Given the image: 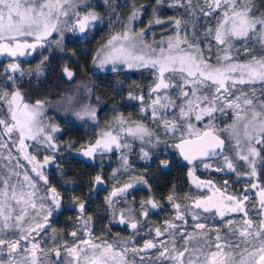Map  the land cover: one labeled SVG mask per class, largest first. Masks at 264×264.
Wrapping results in <instances>:
<instances>
[{
  "label": "snow or ice",
  "instance_id": "snow-or-ice-1",
  "mask_svg": "<svg viewBox=\"0 0 264 264\" xmlns=\"http://www.w3.org/2000/svg\"><path fill=\"white\" fill-rule=\"evenodd\" d=\"M161 2L157 0L158 4ZM203 2L204 7L199 9L203 16L214 15L218 10L220 13L215 29H205V48L200 46L194 31L189 32L182 27V23H188L187 20L182 22L176 18L169 20L174 25V35L153 47L144 39L143 30L136 32L131 27L139 16L134 8L121 29L96 52L93 64L100 69L111 65L114 72L120 71V66L128 70H151L155 77L154 86L149 89L147 108L142 106L140 110L153 121L155 127H163L166 136L178 137V142L172 146L184 160L189 164L199 160L207 169L212 167L208 160L223 156V162L214 171L255 179L258 175L257 158L264 169V13L257 15L254 12L253 0ZM192 4L193 0H174L169 7L187 9ZM103 22L104 18L94 10L91 0H0V57L12 61L4 69L6 83L0 86V149H7L6 156L0 153V161L12 159L9 142L18 145V151L33 165L31 171L46 186L47 178L39 169L48 164L50 158L46 156L44 164H39L36 157L27 152L29 145L26 141H34L36 146L46 144L53 152L58 151L53 134L59 129L51 123H44L46 101L38 100L30 104L14 87L15 74L19 73L21 77L25 74L20 67V58L46 47H59L66 32L86 35ZM111 23L110 20V26ZM155 23L163 21L157 18ZM209 38L216 43L215 53L208 43ZM253 40L260 45V54L248 55L253 49L245 47L246 59L241 61L235 42L247 44ZM213 55L215 63L210 62ZM64 72L68 79L74 75L67 68ZM9 87L14 90L8 91ZM172 96L178 97L179 103ZM128 98L141 102L145 100L142 94L129 93ZM72 102L73 98L69 97L68 103ZM172 109L176 111L170 113ZM225 109L232 110V123L218 129L212 121L217 113L227 115ZM177 113L179 120L168 119L169 114L175 116ZM76 115L96 120V110L91 107L83 108ZM205 117L208 122L204 130L192 123L193 118L203 121ZM5 136L7 141L3 139ZM153 140L157 145L161 143L159 135L147 125L125 118L121 113L116 117L115 125L102 131L94 143H90L80 154L93 158L97 153L103 155L114 150H130L132 142L139 141L142 158L148 160L152 157L143 145L151 146ZM226 140L235 153L234 158L224 155ZM121 159L127 171L130 167L127 154H122ZM234 159L245 162L249 170L238 172ZM161 164L167 167V161H161ZM17 167L21 171H17ZM189 175L197 188H209L212 194L185 206L189 209L187 213L181 211L180 204L172 203L173 196L170 195L168 200L177 210L174 219L180 223L165 221L163 231L155 228V242L145 240L142 247L136 246L131 238L120 245L108 240L95 242L88 230L82 238L72 231L73 242L68 246L67 240L49 224L52 212L61 203L57 190L47 186V191L39 194L36 181L18 160L16 165L5 163L0 169V264H133L136 257H139L140 264H144L140 253L151 249L158 250L156 260L159 264H264V186L259 183L249 185L259 198V220L254 221L249 217L247 194L225 196L211 181H199L191 171ZM94 182L102 184L103 179L97 175ZM146 183L139 178L114 187L111 197L123 196L135 184ZM224 183L227 185V181ZM108 203L112 204L113 200L109 198ZM78 207L83 213L84 204L80 203ZM147 207L155 209L158 205L151 199L142 201L141 208L145 210L140 215L145 218L148 216ZM203 213L217 214L222 220L226 214H242V223L237 225L234 220H227L223 225L227 231L222 237L219 229L209 228L202 222ZM186 215L195 222L194 232L186 230ZM120 223H128L133 230L138 229V222L125 221L123 212L120 213ZM82 224L85 229L89 228L87 220ZM49 233L52 247L46 250L41 246L42 234ZM165 235L170 244L158 239ZM128 244L133 246L128 247ZM129 253L133 255V261L129 260Z\"/></svg>",
  "mask_w": 264,
  "mask_h": 264
},
{
  "label": "trees",
  "instance_id": "trees-1",
  "mask_svg": "<svg viewBox=\"0 0 264 264\" xmlns=\"http://www.w3.org/2000/svg\"><path fill=\"white\" fill-rule=\"evenodd\" d=\"M94 10L99 13L104 22L97 28L86 34L85 37L66 36L60 42L59 47L53 46L38 50L32 61L37 62L42 70L37 77L18 81L15 88H18L25 97V101L34 104L36 101L53 98L63 92L69 85L77 81H91L93 96L91 103L97 106V122L95 125H75L62 119H56L55 124L59 127V133L54 137L58 146L55 154V165L46 170L47 186L54 187L60 194L61 203L58 209L54 210L49 219V224L55 226L62 224L70 229L78 226L84 216H89L93 229L99 230L106 236H123L129 234L126 228L113 223L114 216L105 207V202L100 195H104L111 187H119L129 180L143 178L147 183L140 184L137 188L121 197L118 205L132 204L135 210V217L139 223L135 235H142L145 232L152 235V229L158 226L162 217H167L169 213L174 212L170 209L168 197L173 196V202L188 205L190 199L196 196L195 189L191 186L187 177L189 166L178 156L175 148L172 146L178 137H166L160 129L155 127L154 123L143 117L139 113L132 114L128 105V95L142 94L145 100L148 99L149 89L153 87L155 77L151 70H120L108 71L105 73H92L93 58L96 52L106 41L123 26V22L134 10L139 12L136 30H143L144 39L156 47L161 40H166L169 36L174 35V25L169 23L170 19H181L182 22L187 20V24L182 23L189 32H195L200 46L205 48L204 34L206 28L215 29L219 10L216 14L203 16L199 9L204 7L203 0H193L191 8L169 7L170 0H164L157 3V0H91ZM254 12L259 15L264 13V0H253ZM194 14V15H193ZM163 21L161 24L155 23L156 19ZM112 21L111 26L109 21ZM183 35V33H182ZM189 39L193 37L190 35ZM208 43L216 52V43L209 38ZM236 50L240 53V60L246 59L244 54L245 47H251L253 51L248 55L260 54V45L255 41L242 44L236 41ZM42 53V54H41ZM222 55L223 53H219ZM46 57V59H44ZM211 63H215L213 55ZM0 61V69H2ZM65 67L74 69L75 77L72 81L67 82L62 76ZM14 90L13 87L10 91ZM260 92L258 90V96ZM136 102V101H135ZM137 103V102H136ZM135 105V104H134ZM125 118L143 122L154 133L158 134L161 140L159 148L147 147L151 159L143 160L139 155L138 142L130 154H127V163L130 166L125 171L121 159V150H114L111 153L103 155L97 153L92 160L88 161L74 154L75 151L84 149L90 143L98 138L100 132L107 130L115 122L119 114ZM227 143V141H226ZM257 147H260L257 145ZM228 143L225 152H228ZM43 152H39L42 158ZM264 155V151H262ZM20 160H24L20 157ZM161 161H167V167L161 164ZM197 162L196 164H198ZM113 173L117 175L114 177ZM214 173H212L213 175ZM35 179L38 180L42 191H47L44 181L38 179L32 172ZM100 175L107 185V190L102 191L97 188L94 178ZM214 176V175H213ZM259 183L264 186V169L259 167ZM153 200L158 204V211H149L145 218L140 215L141 203L146 200ZM84 204V212L81 213L78 205ZM138 207V208H137ZM116 209V204H115ZM165 215V216H163ZM171 216V215H170ZM148 225V226H147ZM220 227L219 231L224 237L227 229ZM59 227V226H58ZM147 227V228H145ZM96 232V231H95ZM134 232V231H133ZM39 239V237H38ZM151 239L148 236L144 240ZM42 247L47 246L42 241Z\"/></svg>",
  "mask_w": 264,
  "mask_h": 264
},
{
  "label": "rangeland",
  "instance_id": "rangeland-1",
  "mask_svg": "<svg viewBox=\"0 0 264 264\" xmlns=\"http://www.w3.org/2000/svg\"><path fill=\"white\" fill-rule=\"evenodd\" d=\"M164 1V0H162ZM174 2V0H170L169 5L172 4ZM186 2V0H185ZM136 20L133 21V24L131 25V27L136 31V32H140L139 30H136L135 25H136ZM121 29V28H120ZM119 29V30H120ZM117 30V31H119ZM116 31V32H117ZM115 32V33H116ZM79 36V37H85V34H79V33H70V32H66L65 36ZM101 48V47H100ZM99 48V49H100ZM38 52V51H37ZM36 53H33L31 56H25L20 58V67L21 69L24 70V76H19V73L15 74V82H14V87L17 85L18 81L20 80H26L32 77H37L41 74L42 70L39 69L38 65L40 64V60L38 59L37 62L32 61L35 57ZM223 55V54H222ZM95 57V56H94ZM0 61L2 62V69H0V86L4 85L6 83L5 81V75L6 73L4 72V69L7 67L8 63H11V59L7 58V57H0ZM112 66L109 65L107 68L104 69H100L99 67L95 66L94 64L92 65V73H105L108 71H112L111 70ZM121 70H128L126 68H124L123 66H120ZM9 84H11L12 82H7ZM87 86V87H85ZM154 86V85H153ZM257 87V95H258V90H259V85L256 86ZM10 88H8V91H10ZM90 89V90H89ZM174 91V90H173ZM93 96V88H92V84L91 81H77L71 85H69L63 92H61L59 95L53 97V98H48L46 100V111H45V120L44 123L45 124H49L51 123L52 125L56 126L58 129L59 127L55 124L56 119H62L64 121H68L72 124L75 125H95L97 122V106L96 104H92L91 103V98ZM72 97L73 98V102L71 104L68 103V98ZM173 100H176L177 103H179V98L172 96ZM137 102V103H136ZM128 100V105L130 106L129 109H131L132 114L135 113H139L141 114L143 117L147 118L145 113L141 112V107L143 106L144 108H147L148 106V99L144 100L143 102L139 101V100ZM135 104V105H134ZM85 107H91L94 108L96 110V120H92L90 117L88 116H83L78 117L76 115L77 112H81L83 108ZM176 111L175 109L170 110V113ZM225 112L227 113V115H225L224 113H217L215 114L216 118L215 120L212 121V123L216 126V128H223L228 124L232 123V110L230 109H225ZM148 119V118H147ZM168 119L170 120H179V115L177 113V115L172 116L171 114H169ZM133 120V119H131ZM151 122H153L151 119H148ZM136 121V120H133ZM137 122V121H136ZM208 122V118L205 117V119L203 121H196L194 118L192 119V123L195 125L196 128L200 129V130H204V126L205 124ZM115 125V122L110 126L113 127ZM109 129V128H108ZM107 129V130H108ZM162 133L164 134V129L163 127H160ZM105 130V131H107ZM60 131V129H59ZM54 133L53 136L55 137L58 133ZM101 133V132H100ZM165 135V134H164ZM166 137H173L171 135H168ZM16 136L15 134H13V139H15ZM3 139L5 141H7V137H3ZM227 141V140H226ZM55 144V140L53 141ZM135 142H138V148H139V155L140 158H142V153L140 151V147L141 144L139 141H133L132 142V147L131 149H125L121 152H124V154H130V151L133 150V148L135 147ZM26 143L29 145L27 152L29 153V155L31 156H35L36 157V161L39 164H44V158L47 156L50 158L49 163L45 164L44 167L41 169V171L43 172L44 170L46 171L48 168H50L51 166L55 165V154L56 151L53 152L51 149L48 148V146L46 144H40L39 146H36V142L34 141H26ZM57 145V144H56ZM8 147L12 149V159L11 160H4V161H0V169L3 168V164L7 163L9 165H16L17 160L19 161V164L22 166L23 169H26L28 171V175L31 176L33 178L34 181H36L37 183V188L39 191V194L44 193V191L41 190L40 188V184L38 182L37 179L34 178V176L32 175V171L30 169V166L28 165V163L21 157L20 152L18 151V145H13L10 142L8 143ZM144 150L147 151V147H151V148H159L160 144H156L155 140H153V145H148V144H144L143 145ZM259 148V147H258ZM84 149L75 151L74 154L80 158H83L85 160H92L93 158H89V157H85L83 155H81L80 153L83 151ZM39 152H43L45 156H42V158L39 155ZM0 153L4 154L5 156L7 155V149H0ZM224 155H228L229 157H233L235 156L234 151L229 148L228 152L224 153ZM20 157L24 160L21 161ZM145 160V159H143ZM198 164H194L189 166V168L187 169V177H188V181L191 184V186L195 189L196 191V196L192 199H190V201L188 202V205L185 206H190L192 204V202L195 199H199L208 195L212 194L211 189L209 188H197L196 185L193 183V177L189 175V172H193L194 176L199 180V181H211L212 185L215 186V188H219L220 191L222 193H224L225 196L227 195H236V196H241L242 194H247L249 196V200L246 202V204L248 205V210H249V217L253 218L254 221H258L259 220V216L257 215V210L259 208V203H258V195H254L255 190H252L249 185L251 183H259V177L257 175V178L253 179L249 176H237L235 173H231V172H217L214 171V168L218 165L221 164L223 162V156H221L218 159H210L207 162L209 164L212 165L211 168H204L203 165L201 164L200 161H198ZM235 167L237 168V171L240 173H244L247 172L248 166L245 162H237L235 159L233 160ZM259 167H260V162H259V158H257V173L259 174ZM17 171H21L20 167L16 168ZM212 173H214L212 175ZM117 175V174H116ZM225 181H227V185H225ZM134 182V180H129L126 183H132ZM260 184V183H259ZM140 184H135L134 188H130L128 189L127 193L131 192L133 189L137 188ZM123 186V185H122ZM261 186V185H260ZM121 187V186H119ZM114 187H111L108 189V191H106V193L104 195H100L101 198H103L104 202H105V207L107 208V210L110 212V214L112 216H114V220L113 223H115L116 225L120 226L121 228H126L128 230V232H130L129 234H125L123 236H106L102 233L99 232V230H94L93 229V225L92 222L89 220V216H84L81 219V222L78 223V226H76L73 229H70L69 227L65 226V229H62V224L55 226V224L51 225L52 228L55 229L56 233L59 236H62L65 240H67L68 242V246H71L72 242H73V238L70 236V233L72 231H76L78 234V237L82 238V234L88 230L91 231L92 233V238L95 242H99L100 240H108L109 242L113 243L114 245H120L125 243L126 241L129 240V238H131L132 241L135 242V245L138 247H142L143 246V242L145 241L144 238H146L147 236L151 239H147V240H153V242L156 241L157 238H155V233H154V229H152V235L150 236L149 233L145 232L144 234L138 236L135 235V230H133L128 223H120V213L123 212L124 213V218L125 221H129V220H134L135 217V208L132 206V204L128 203V204H121L118 205V201L121 197L125 196L127 193H125L123 196L120 197H111V193L113 191ZM247 189V192L245 193V190ZM111 198L113 200L112 204L108 203V199ZM141 203V200L139 201ZM174 203V202H172ZM172 203H170L171 205L169 206L170 209H174V212H171L168 214L167 217H162L159 220L158 226L159 228H161V230L163 231L164 227H165V221H172L175 222L177 224L180 223V221H176L174 218L176 216L177 210L175 207L172 206ZM176 203V202H175ZM180 203V202H178ZM176 203V204H178ZM115 204H116V209H115ZM157 204V203H156ZM158 205V204H157ZM181 205V204H180ZM185 206L181 205V211L184 212H188L189 209ZM138 208V207H137ZM129 209H131V212L129 211ZM159 206L155 209L151 208V207H147V211H158ZM145 210V209H144ZM142 210V211H144ZM141 211V212H142ZM199 212V210H197ZM54 211L52 212L53 215ZM51 215V216H52ZM171 215V216H170ZM165 216V215H163ZM242 214H236V213H231V214H226L225 217L223 218V220L220 218L219 215L214 214V213H203L202 214V222H205L209 228L212 229H220V227L222 226V224H224L227 220L232 219L235 221V223L237 225L242 223ZM50 219V218H49ZM186 219L188 220V224L185 226L187 232H194V221H192L190 216L186 215ZM87 220L89 222V228L85 229L83 227L82 221ZM136 221V220H134ZM137 222V221H136ZM139 226V223H138ZM148 226V225H147ZM156 227V228H157ZM147 228V227H145ZM96 231V232H95ZM134 231V232H133ZM44 236L43 241L45 242V245L47 246V249H50L52 247V242L49 240V234L45 235L42 234ZM223 237V236H222ZM230 238V237H228ZM158 239L160 240H165L166 243H171V241L168 239L167 235L159 237ZM180 241L179 239L177 240V244L179 245ZM42 246V245H41ZM128 247H132V244H128ZM62 250V249H61ZM158 254V250L157 249H151L148 250L147 252H143L140 253V256H143L144 258V264H159V261L156 260V256ZM128 258L130 261H133V255L131 253H129ZM133 264H140V259L139 257H136L135 260L133 261Z\"/></svg>",
  "mask_w": 264,
  "mask_h": 264
},
{
  "label": "water",
  "instance_id": "water-1",
  "mask_svg": "<svg viewBox=\"0 0 264 264\" xmlns=\"http://www.w3.org/2000/svg\"><path fill=\"white\" fill-rule=\"evenodd\" d=\"M65 68H67L69 71H71V72L74 73V75H73V77H72L71 79H68V78H67V75H66V73L64 72V69H65ZM65 68H64L63 71H62V76H63V78H64L65 81L70 82V81H72V80L74 79V77H75V71H74V69L69 68V67H65ZM21 93H22V92H21ZM22 94H23V93H22ZM23 95H24V94H23ZM24 98H25V97H24ZM176 142H178V141H176ZM176 142H175V143H176ZM226 144H227V143H226ZM226 144H225V149H226ZM225 149H224V152H225ZM175 150H176L178 156L180 157V159H181V160L185 163V165H187V166L194 165L196 162L199 161V160H197V161H194L193 164H189L188 161L184 160L183 156L179 153V151H178L177 149H175ZM20 155H21V157L24 159L23 153H20ZM220 157H221V156L216 157V158H213V159H218V158H220ZM24 160H25V159H24ZM25 161L28 163L27 160H25ZM28 165L30 166V169H32L33 165H32V164H29V163H28ZM33 173H34V175H36L35 172H33ZM96 186H97L98 189H100V190H102V191L107 190V185H106V183H105L104 181H103L102 184H96Z\"/></svg>",
  "mask_w": 264,
  "mask_h": 264
},
{
  "label": "flooded vegetation",
  "instance_id": "flooded-vegetation-1",
  "mask_svg": "<svg viewBox=\"0 0 264 264\" xmlns=\"http://www.w3.org/2000/svg\"><path fill=\"white\" fill-rule=\"evenodd\" d=\"M39 170L41 171V169H39ZM43 175L47 178V175H48V174H47V172H46L45 170L43 171ZM42 181H43V180H42Z\"/></svg>",
  "mask_w": 264,
  "mask_h": 264
}]
</instances>
